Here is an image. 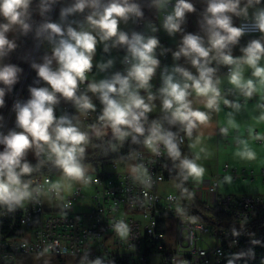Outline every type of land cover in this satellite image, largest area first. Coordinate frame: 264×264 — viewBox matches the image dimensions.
<instances>
[{"label": "clouds", "instance_id": "clouds-1", "mask_svg": "<svg viewBox=\"0 0 264 264\" xmlns=\"http://www.w3.org/2000/svg\"><path fill=\"white\" fill-rule=\"evenodd\" d=\"M161 32L174 47L161 42ZM21 64L35 73L27 98L16 92ZM6 97L12 119L0 112V217L54 207L66 218L77 196L104 187L110 165L112 175L139 188L127 208L138 206L147 220L160 201L151 193L164 181L154 167L166 158L173 191L164 215L178 243L165 259L199 264L207 252L195 247L197 233L206 232L193 210L197 191H223L234 181L227 166L222 178H208L204 161L231 150L246 170L264 169V0H0V110ZM217 133L224 148L209 143ZM122 203L111 200L107 216L101 208L103 229L90 235L107 234L136 253L131 241L139 237ZM253 218L245 206L238 226L229 225L228 248L242 236L246 244L237 252L217 247L226 264H255L257 249L264 253V239L249 228ZM29 251V239L9 238L0 260L14 264ZM65 252L52 241L36 258ZM125 254L93 255L88 246L79 264H116ZM159 259L153 255V264Z\"/></svg>", "mask_w": 264, "mask_h": 264}, {"label": "built area", "instance_id": "built-area-1", "mask_svg": "<svg viewBox=\"0 0 264 264\" xmlns=\"http://www.w3.org/2000/svg\"><path fill=\"white\" fill-rule=\"evenodd\" d=\"M195 2V1H194ZM160 35V33H159ZM161 38V35H160ZM161 42L165 46H170L166 40ZM167 63H171V56L168 55ZM28 93L25 98H27ZM142 150V149H141ZM143 151V150H142ZM147 156V153H145ZM158 163L154 167V177L163 175L164 181L169 180L168 170L164 167L170 162L166 158H157ZM96 163V162H94ZM110 166V165H108ZM107 165H104L105 171L100 177L103 188L94 189L92 195V203L86 211L76 209V203L85 197L84 192L76 197V203L73 209L69 212L66 218H61L58 215V210L54 207L36 208L28 213H18L15 218L11 216L4 218L0 217V248L7 245L9 238L20 240L27 238L30 241L31 251L27 255H36L37 251L42 249L46 243L59 241V247L66 250L65 254H51L49 256L64 258L73 256L80 258L86 247H93V255L107 253L115 255L116 253H128L125 255H117L115 257L116 264H152L153 255H159L160 259L157 264H169L165 259L171 249L175 248L178 243V237L175 235L173 221L170 217L164 215L167 208V202L164 199L165 195L161 191V184L157 183L152 191V195L159 194L160 201L151 209L148 214V219H144L143 211L137 206L135 209L128 211L127 203L129 196H135L139 193V188L129 186L126 179H118L107 170ZM227 170L229 166L227 165ZM252 173V172H251ZM251 173H248L250 175ZM57 171L44 172V175H49L55 178ZM234 178L241 174L234 170L232 173ZM217 177L222 178L223 175L217 174ZM204 190L207 198L200 199L198 192ZM107 192V195H105ZM251 196V198H249ZM197 197L206 203L208 210H212L211 218L203 220L204 234L197 233L196 248L204 250L207 255L200 258L199 264H224L226 261L215 254L217 247L223 251L237 252L239 246L228 248L227 242L232 239L228 234V227L231 223H237V212L239 209L247 206L248 215L253 217V222L249 225L251 230H254L260 236L264 224V196L262 195H223L211 190L210 185L201 186L197 191ZM121 200V211H128V220L133 224L134 235L139 237L131 241L137 246L138 251L131 253L127 245L121 244L118 241H109L104 235L103 238L93 239L91 233H100L103 229V223L100 221V209H105L103 215L107 216V208L111 200ZM163 205V206H162ZM155 220V227H152ZM151 229V231H149ZM206 236H210L214 243H210ZM240 243L244 237H240ZM161 244L164 245V251L159 252ZM187 247V245H185ZM24 255L21 252L18 256ZM18 256L14 264H18ZM0 264L3 261L0 260Z\"/></svg>", "mask_w": 264, "mask_h": 264}, {"label": "rangeland", "instance_id": "rangeland-1", "mask_svg": "<svg viewBox=\"0 0 264 264\" xmlns=\"http://www.w3.org/2000/svg\"><path fill=\"white\" fill-rule=\"evenodd\" d=\"M195 1V0H194ZM199 7V5H198ZM190 23H189V30H194V18L190 14ZM161 39L166 40L171 47H174V43L164 34L163 32L160 33ZM21 67L24 68V76L21 79V83L16 85V92L19 94L21 98H25L27 94V85L32 82L33 77L35 76V73L30 70L29 66L27 64H21ZM6 103L8 105V108L0 110V112L4 113L6 116L9 117V120L12 119V116L9 112V108L12 104V98L6 97ZM221 118H223V113L221 114ZM240 119V117H238ZM264 129V126H262V131ZM211 146L213 147H220L224 148L226 146V141H224L219 134L213 136L212 140L209 142ZM205 166L208 169L207 176L208 178H211L215 180L217 178V174H223L224 172V166L226 164H229L231 167V172H233L235 169H237L238 173H241L240 176L237 178H234L233 184L231 186L225 185L223 191L219 189V193L223 195H235V196H243V195H262L264 194H258L255 192H251V190L248 188V185L251 184L253 187H261L264 188V169L259 168L258 166H252L251 168H248L247 170L242 167L239 162H237L232 154L231 150L228 151H221L218 153V155L208 161H204ZM107 170L110 168V166L107 165ZM252 172V173H251ZM248 173H251L248 175ZM58 174L55 175V177ZM245 181L248 183L246 184ZM161 191L166 194L169 191H173L171 188V184L169 180H166L161 184ZM85 197H81V199L76 203V209L79 211H86L88 207L92 203V195L94 194V190L90 192H84ZM198 195L200 199L207 198V194L205 191L198 192ZM206 239L210 243H214V240L210 236H206ZM80 258H76L73 256H67L64 258H57L53 256H44L39 259L36 258V255H20L18 256V264H79ZM159 261V260H158ZM156 262V264L158 263ZM153 264V262H152Z\"/></svg>", "mask_w": 264, "mask_h": 264}, {"label": "trees", "instance_id": "trees-1", "mask_svg": "<svg viewBox=\"0 0 264 264\" xmlns=\"http://www.w3.org/2000/svg\"><path fill=\"white\" fill-rule=\"evenodd\" d=\"M186 150V149H185ZM125 153H127L128 148L127 146L125 147V149L123 150ZM51 171H56V170H51ZM44 172H50L49 170L45 169ZM193 210L202 217V221L203 220H207L211 218V214H213L212 210H208L206 207V203L202 200H200L198 197H196V201L194 204V208ZM261 224H264V220L262 221ZM260 238L264 239V228L259 236ZM246 244V240L245 238L241 241L240 246H239V250L241 247H243ZM238 250V251H239ZM262 256H264V253H261L259 249H257V258H256V262L255 264H260L261 258ZM226 264V262L224 263ZM236 264H244V261H236Z\"/></svg>", "mask_w": 264, "mask_h": 264}, {"label": "crops", "instance_id": "crops-1", "mask_svg": "<svg viewBox=\"0 0 264 264\" xmlns=\"http://www.w3.org/2000/svg\"><path fill=\"white\" fill-rule=\"evenodd\" d=\"M263 131H264V129H263ZM227 165L229 166V170L227 171V174H228V173H232V172H231V167H230L229 164H226V165L224 166V172H225V167H226ZM235 170H237V169H235ZM237 172H238V171H237ZM218 174H219V173H218ZM225 174H226V172L223 173V174H221V175H225ZM239 174H241V173H239ZM202 191H204V190H202Z\"/></svg>", "mask_w": 264, "mask_h": 264}]
</instances>
